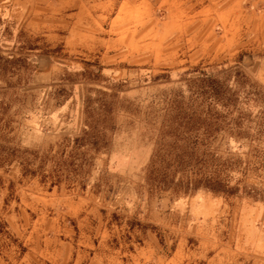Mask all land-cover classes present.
I'll list each match as a JSON object with an SVG mask.
<instances>
[{
	"label": "rangeland",
	"instance_id": "374dc122",
	"mask_svg": "<svg viewBox=\"0 0 264 264\" xmlns=\"http://www.w3.org/2000/svg\"><path fill=\"white\" fill-rule=\"evenodd\" d=\"M0 264H264V0H0Z\"/></svg>",
	"mask_w": 264,
	"mask_h": 264
},
{
	"label": "trees",
	"instance_id": "16d2710c",
	"mask_svg": "<svg viewBox=\"0 0 264 264\" xmlns=\"http://www.w3.org/2000/svg\"><path fill=\"white\" fill-rule=\"evenodd\" d=\"M178 156V155H177ZM182 162V161H180ZM197 177L194 179L189 178L187 180L188 186H194L195 188L199 186L205 187L207 190H210L212 192L216 193H229L234 194L235 192L239 191V187L229 188V182L230 177L222 178L221 175L215 176L213 174L212 176L208 177L205 174L197 173Z\"/></svg>",
	"mask_w": 264,
	"mask_h": 264
},
{
	"label": "crops",
	"instance_id": "0c3cea01",
	"mask_svg": "<svg viewBox=\"0 0 264 264\" xmlns=\"http://www.w3.org/2000/svg\"><path fill=\"white\" fill-rule=\"evenodd\" d=\"M17 1L18 0H13V7H15V5L17 4ZM226 14H229V15H235L234 13H237V9H231V10H226L224 11Z\"/></svg>",
	"mask_w": 264,
	"mask_h": 264
}]
</instances>
